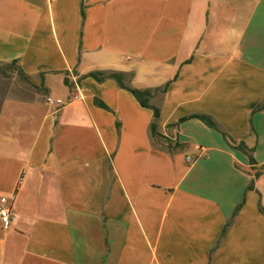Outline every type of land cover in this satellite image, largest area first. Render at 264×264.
<instances>
[{
	"label": "crops",
	"instance_id": "obj_1",
	"mask_svg": "<svg viewBox=\"0 0 264 264\" xmlns=\"http://www.w3.org/2000/svg\"><path fill=\"white\" fill-rule=\"evenodd\" d=\"M14 61L34 91L0 105V264H264V0H0ZM96 72L166 89L155 135Z\"/></svg>",
	"mask_w": 264,
	"mask_h": 264
},
{
	"label": "trees",
	"instance_id": "obj_2",
	"mask_svg": "<svg viewBox=\"0 0 264 264\" xmlns=\"http://www.w3.org/2000/svg\"><path fill=\"white\" fill-rule=\"evenodd\" d=\"M7 69V70H11L16 72L19 77L27 84L32 85L30 82V79L24 74V72L21 70V68L19 67L17 61H14L12 63H7V64H0V71ZM91 78L94 81H96L99 84H102L104 82L107 81H114L118 87L121 90L127 91L128 93H130L135 100L139 103V105L144 108V109H149L153 112L154 114V120L155 122L151 125V131L153 133V135L156 134V121L159 119L160 117V110L152 107L150 105V101L154 98V96L158 93H165L166 89L163 90H146V91H142V90H138L135 89L131 86H129L126 81V76L124 74L121 73H104V72H96V73H92L89 74L88 76L84 77V79H88ZM96 104L103 108V109H107L102 103L96 102ZM264 110V102L261 106H259L254 112H259V111H263ZM189 119H197L200 122H202L206 127H208L209 129L218 132L221 134V136L223 137V139L225 140V142L233 149L247 155L249 157V161L250 164L253 165L254 164V160L252 158V153L253 150H249L245 144L241 143L238 146H233V142L231 143L229 137L227 136V134H225L220 126L210 117V116H206V115H197L188 119H183L181 120V122H185ZM259 175L257 174L256 177H258ZM250 189H252V187H250ZM243 203H241V205L237 208V210L235 211L233 217L236 216V214L238 213V211L241 209V207L243 206ZM231 222H229L226 227H225V232L226 230L230 227Z\"/></svg>",
	"mask_w": 264,
	"mask_h": 264
},
{
	"label": "rangeland",
	"instance_id": "obj_3",
	"mask_svg": "<svg viewBox=\"0 0 264 264\" xmlns=\"http://www.w3.org/2000/svg\"><path fill=\"white\" fill-rule=\"evenodd\" d=\"M33 91V85L25 83L16 72L0 71V105L7 98L27 97Z\"/></svg>",
	"mask_w": 264,
	"mask_h": 264
},
{
	"label": "built area",
	"instance_id": "obj_4",
	"mask_svg": "<svg viewBox=\"0 0 264 264\" xmlns=\"http://www.w3.org/2000/svg\"><path fill=\"white\" fill-rule=\"evenodd\" d=\"M80 98L79 94H73L70 98V102L72 101H76ZM47 104L49 106H58V107H62L65 106L66 103L62 102L61 100H53L51 98L47 99ZM188 162H192L191 159L187 160ZM15 215L11 210L8 209H4L1 205H0V219L6 224L8 225L9 223H11V221L14 219Z\"/></svg>",
	"mask_w": 264,
	"mask_h": 264
}]
</instances>
